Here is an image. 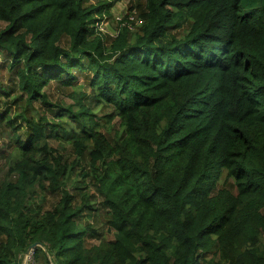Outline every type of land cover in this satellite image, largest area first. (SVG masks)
<instances>
[{
    "label": "trees",
    "instance_id": "1",
    "mask_svg": "<svg viewBox=\"0 0 264 264\" xmlns=\"http://www.w3.org/2000/svg\"><path fill=\"white\" fill-rule=\"evenodd\" d=\"M143 1L0 0V264H264V0Z\"/></svg>",
    "mask_w": 264,
    "mask_h": 264
},
{
    "label": "rangeland",
    "instance_id": "2",
    "mask_svg": "<svg viewBox=\"0 0 264 264\" xmlns=\"http://www.w3.org/2000/svg\"><path fill=\"white\" fill-rule=\"evenodd\" d=\"M143 2H144L143 0H88L86 5L88 4L102 5V7H104L102 9L101 15L97 13L94 15L93 19H95L96 22L92 23L91 25L94 28L95 34L104 36L107 42V36H112L116 34L119 21H122V24H125L126 22L129 21L130 23L126 25L130 29L135 28L137 25H139L137 14L139 10L142 8ZM138 3L141 5L139 9L134 7ZM103 4H111L109 8V12L106 14L104 12L105 6ZM130 6L132 8H130ZM4 26H5V22H0V29H2ZM183 31L184 30L179 29L176 31V33L178 36H181ZM7 59L8 58L4 56L2 52H0V84L9 86L7 81L10 71H7L8 69H6L9 63V60ZM10 79H12V77H10ZM44 89L47 90L50 100L52 102L59 103V105L62 106L73 104L74 98L77 97L76 95L78 91H84L85 93H88V87L84 83V76L81 74L78 75L76 85L72 87L59 86L58 83L51 82L50 85L48 87H45ZM13 94H17V92H14ZM84 100L86 101V99ZM37 106L38 105H36V107ZM16 110L17 107L13 105L11 107V112H14ZM104 113L105 112L102 113L97 112V118L101 120ZM49 116L51 115L49 114ZM112 124L116 125V119L112 121ZM22 133H24V130L22 131ZM54 144L58 145L59 151L64 153L67 159L73 160L74 153L70 145L65 143H58V142H55ZM2 161H3V157H2V153H0V164L2 163ZM41 193H45V192H41ZM47 197L50 196L47 195Z\"/></svg>",
    "mask_w": 264,
    "mask_h": 264
},
{
    "label": "water",
    "instance_id": "3",
    "mask_svg": "<svg viewBox=\"0 0 264 264\" xmlns=\"http://www.w3.org/2000/svg\"><path fill=\"white\" fill-rule=\"evenodd\" d=\"M36 247H40V248H42V249L46 252V249H45L44 245H43L41 242H39V241H34V242L31 243V244L27 247V249L24 251L23 256H22V261H23L24 258L27 256V254H29L30 251H33ZM47 256H48V254H47ZM48 257H49V256H48ZM22 261H21V262H22ZM50 264H53V263L50 261Z\"/></svg>",
    "mask_w": 264,
    "mask_h": 264
},
{
    "label": "built area",
    "instance_id": "4",
    "mask_svg": "<svg viewBox=\"0 0 264 264\" xmlns=\"http://www.w3.org/2000/svg\"><path fill=\"white\" fill-rule=\"evenodd\" d=\"M33 251H30L29 254H27V256L24 258V260H21L22 262L20 264H37L34 258Z\"/></svg>",
    "mask_w": 264,
    "mask_h": 264
}]
</instances>
